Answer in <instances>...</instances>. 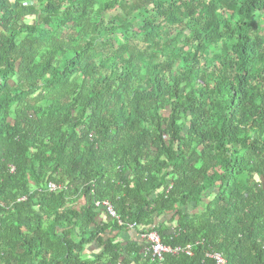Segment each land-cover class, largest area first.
<instances>
[{"label": "trees", "instance_id": "trees-1", "mask_svg": "<svg viewBox=\"0 0 264 264\" xmlns=\"http://www.w3.org/2000/svg\"><path fill=\"white\" fill-rule=\"evenodd\" d=\"M153 232L264 264V0H0V264H160Z\"/></svg>", "mask_w": 264, "mask_h": 264}, {"label": "built area", "instance_id": "built-area-1", "mask_svg": "<svg viewBox=\"0 0 264 264\" xmlns=\"http://www.w3.org/2000/svg\"><path fill=\"white\" fill-rule=\"evenodd\" d=\"M50 187L52 190H56L55 185H51ZM97 207L99 208V210H107L113 218H118V215L110 202H98ZM143 238L146 239L149 243L150 248L148 249V251L151 252L155 258H158L160 264L164 260L166 254L178 255L180 253H187L188 255H192L191 249H183L181 247L174 249L172 247L165 246L162 243L161 236L158 232H153L151 234L143 236ZM209 256L215 259L217 264L227 263L225 257L220 253H215Z\"/></svg>", "mask_w": 264, "mask_h": 264}, {"label": "crops", "instance_id": "crops-1", "mask_svg": "<svg viewBox=\"0 0 264 264\" xmlns=\"http://www.w3.org/2000/svg\"><path fill=\"white\" fill-rule=\"evenodd\" d=\"M124 237L126 238V240H135L137 238V233L132 231L131 233L126 234ZM90 248H94V249H92L93 251L95 250V248L97 249V247L94 245H92ZM90 248H88V250H87L88 251L87 255H91V256L96 255L97 253H93V251H91ZM96 252H99L98 249Z\"/></svg>", "mask_w": 264, "mask_h": 264}, {"label": "rangeland", "instance_id": "rangeland-1", "mask_svg": "<svg viewBox=\"0 0 264 264\" xmlns=\"http://www.w3.org/2000/svg\"><path fill=\"white\" fill-rule=\"evenodd\" d=\"M126 235V234H125ZM125 238V237H124ZM126 239V238H125ZM91 249V251H93L92 249H94V248H90ZM97 251V249L95 248V250L93 251V253H98V252H96Z\"/></svg>", "mask_w": 264, "mask_h": 264}]
</instances>
